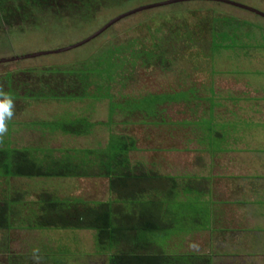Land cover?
<instances>
[{
  "label": "crops",
  "instance_id": "obj_1",
  "mask_svg": "<svg viewBox=\"0 0 264 264\" xmlns=\"http://www.w3.org/2000/svg\"><path fill=\"white\" fill-rule=\"evenodd\" d=\"M261 70L184 82L155 102L156 115L109 112V87L103 97L93 86L84 99L66 86L52 99L64 111L41 119L36 132L63 163L84 161L68 176L0 177V216L9 218L0 264H110L122 251L152 258L148 264H264V78L254 79ZM74 99L78 115L65 112ZM112 153L123 162L107 167ZM109 168L124 172L101 174ZM70 212L86 226H31Z\"/></svg>",
  "mask_w": 264,
  "mask_h": 264
},
{
  "label": "rangeland",
  "instance_id": "obj_2",
  "mask_svg": "<svg viewBox=\"0 0 264 264\" xmlns=\"http://www.w3.org/2000/svg\"><path fill=\"white\" fill-rule=\"evenodd\" d=\"M98 1V8L94 12V16L87 19H82V16L86 14L76 11L68 14L60 11L59 15L48 11L41 13L33 11L24 20L17 16L13 20H10V17L5 20L2 15V18L0 17V57L14 58L41 51L52 52L19 60H9L0 65V72L16 70L18 67L41 68L45 65H56L74 69L67 74V79L73 81L75 78L73 73L80 69H86L85 64L87 63L92 67H97L99 71L88 76L90 81L87 83L86 92H90L93 86L96 89L97 86L98 95L104 97L107 96V88L104 85L109 87L110 95L102 99L104 107L109 112L115 113L117 108L116 112H121L122 108L123 112H126L127 108L137 107V109H143L139 110L143 114L147 112V114L153 115L154 113L156 115L159 111L155 102L175 96L174 92L160 96L159 93L164 87L181 86L187 81L219 80L220 73L224 72H228L227 77L232 74L236 78L239 76L238 74H251L253 70L262 72L261 69H264V17L250 10L220 0H189L181 1L180 4L176 2L159 4L122 17L121 14L138 7L167 0ZM232 1L264 12V0ZM204 16L206 18H203ZM217 16H220L218 20ZM117 17H119L117 21L98 36L77 47L60 50L89 38ZM208 18H212L211 26L220 31L209 30L210 21ZM242 19H247L252 24L243 22ZM180 22L186 23V28H183V24ZM179 24L181 33H185L187 28L198 29V25H201L204 32L199 31V36L203 39H206L207 35L212 36L213 39H217V43H221L223 48L212 50L210 46L206 45L193 47L191 40L184 42L182 41L183 36H181L180 41L183 43L179 42V44L183 50L187 51L182 53L170 50L166 55L167 58L172 59L177 56L176 63L168 64L165 67V64L161 66L153 63L155 56L149 63H144L145 59L138 58V54L147 58L142 50L153 52L155 48L153 43L159 41L160 37L168 36L164 35L166 33H176V27ZM193 38L197 37L193 36ZM180 46L177 48L180 49ZM98 55H101L102 59L99 58L98 63L93 62L94 57ZM155 55L158 53L155 52ZM108 58L109 60H107ZM110 59L114 63L118 64L119 62L121 66H114ZM213 61H215V68L212 74ZM183 65L186 67L185 70H183ZM252 65L255 68H251ZM108 68L111 69L107 70ZM113 69H116V72H113L112 78H108V74ZM243 77L246 79L245 81H248L247 75ZM91 78L93 82H91ZM262 78H264V74L254 76L255 81ZM223 79L233 80L225 77ZM74 92L75 89L71 87L68 94ZM75 101L76 99L68 101L69 105L65 112H73L78 115V106H74ZM18 102L12 101L13 115L15 111L19 113L18 117L13 118L14 121L32 120L31 118L38 121L53 119L64 111L60 106L61 103L55 100L26 105L22 111H18ZM115 102L120 104L112 111L111 107ZM105 115V113L100 114L99 118H103ZM129 115L135 116L134 110ZM28 133H31L34 139L39 138V134L32 128L21 132L20 137L24 136V141H26ZM154 236L159 238L165 236L166 238L167 235ZM19 262L20 264H30L23 260H19Z\"/></svg>",
  "mask_w": 264,
  "mask_h": 264
},
{
  "label": "trees",
  "instance_id": "obj_3",
  "mask_svg": "<svg viewBox=\"0 0 264 264\" xmlns=\"http://www.w3.org/2000/svg\"><path fill=\"white\" fill-rule=\"evenodd\" d=\"M189 1V0H185ZM184 1V2H185ZM98 0H0V17L3 15V19L10 17V20H13L15 16L24 20L31 12L38 11V12H51L54 14L59 15L63 11L66 14L74 13V11L78 13H84V18H91L94 16V12L97 10ZM181 1L176 2L180 4ZM200 2V1H199ZM198 2V3H199ZM32 8V9H31ZM27 10V12H26ZM27 13V14H26ZM230 15V14H228ZM225 17L229 18L228 16L224 15ZM232 16V15H230ZM2 18V17H1ZM203 18H206L204 16ZM220 16H217V20ZM209 19V18H208ZM8 20V19H5ZM203 20V19H202ZM243 22L247 19H242ZM210 21V29L213 32L220 31L219 29H215L212 24V18L209 19ZM181 23V22H180ZM207 23V22H206ZM183 24V28H186V23ZM161 26V25H160ZM180 24L176 27V33H166L164 38H159V41L154 42L155 45L154 51L150 52L146 49L142 51L145 52L146 57L144 55L138 54V58L142 60L145 59L144 63L152 62V57L155 56V60L153 61L154 64L161 65L165 64L164 66H168V64L176 63L178 57L175 56L172 58H167V53L171 51H181L182 53L187 51L183 50L179 44V42L183 43L182 41H190L193 44V47L200 45L210 46L213 50H221L223 46L221 43H217V39H213L212 36L207 35L203 39L199 36L198 32L200 31L203 33V27L198 25V29L187 28L186 32L183 34L181 33ZM197 38H193V36ZM181 36H183L182 41H180ZM180 46V49L177 48ZM221 48V49H220ZM157 49V51H155ZM214 49V50H215ZM155 52L158 55H155ZM111 56L110 54H107ZM2 58V57H0ZM11 58V57H10ZM98 58V59H97ZM99 58L101 55L95 56L93 62L98 63ZM110 58V57H109ZM109 58L107 60H109ZM22 59V58H20ZM102 59V58H101ZM214 60V56L212 57ZM19 60V59H18ZM111 60V59H110ZM111 62L114 66H121L120 63H114L112 60ZM136 62V61H135ZM179 62V61H178ZM177 62V63H178ZM5 62H0V65ZM86 69H80L74 72L75 78L73 81H69L67 79V74L72 72L74 69H70L68 67H57L56 65L51 66H42L41 68H22L18 67L16 70H6L0 72V99H3V96H7L11 102L13 100L19 101L17 104L18 111H22L26 108V105H32L36 102L52 100V99H59L67 92L65 89L66 86L68 88H73L78 93H81L79 97L88 96L86 89L87 83L90 81L88 76L98 72L99 70L97 67H92L90 64H85ZM112 68V67H111ZM108 68L107 70L111 69ZM183 70H185V66L183 65ZM215 68V61L211 66L212 73L214 72ZM91 70V71H90ZM27 75H25V73ZM113 72H116V69H113L111 73L108 74V78L113 77ZM235 73V72H234ZM72 74V75H73ZM193 74V73H192ZM24 77H23V76ZM81 76V77H80ZM91 82H93L91 78ZM189 82V81H187ZM201 82V81H200ZM175 86H169L168 89L165 91L166 93H172V88ZM177 87V86H176ZM108 89V87H107ZM75 93V92H74ZM156 95V94H155ZM112 103V102H111ZM118 104L114 103L111 107V110L114 111L117 108ZM136 109L137 107H132ZM118 110V108L116 109ZM123 110V108H122ZM15 116H12L10 120L5 121L6 131L3 134H0V177L2 178H9V177H53V176H68L71 174H75L77 171L76 165L77 162L81 161V157L78 158L77 161H72L70 164H65L64 159L61 155L56 157L55 155L51 154V152L59 151L60 149L54 146H45V141L47 140V136L45 134H41V138L34 139L33 135H29L30 140L27 139L24 141V136L20 137L21 132H23L22 128L30 129L32 128L36 132L37 125L43 126L45 125L44 122H40L36 119L33 120H26L20 121L15 120L13 117H18L19 113H15ZM17 127V128H16ZM22 127V128H21ZM64 130H69L65 126H63ZM19 134H17V133ZM44 133V132H43ZM18 135V139L16 141L13 140L15 137L14 135ZM61 151L60 153H62ZM59 153V154H60ZM51 157L49 158V156ZM76 157L73 158L75 160ZM124 157L122 155L117 154H110L109 158H106V161H103L105 166L110 167L111 164L122 163ZM82 161H84L82 159ZM70 163V162H68ZM124 172L121 168L120 171H113V169L109 168V171L106 173L107 175H122ZM116 180V179H115ZM62 207V206H61ZM62 209V208H61ZM91 209V207H86L85 210ZM42 212H46V209H41ZM63 212V210H62ZM0 216V229L3 227L8 226L9 218L6 216L4 217V213H1ZM78 214V213H77ZM76 214L70 212V214H64L59 217H54L52 215H48L47 218L43 217L40 220V223L31 225L37 226L40 228H69V227H85L86 225L80 219V216L75 217ZM29 221V220H28ZM30 225V221H29ZM30 227V226H29ZM101 236H103L101 234ZM1 252V251H0ZM152 258L147 257L145 255L139 254L136 251H129L125 252L122 251L119 254L112 255L111 260L109 261L110 264H148V262Z\"/></svg>",
  "mask_w": 264,
  "mask_h": 264
},
{
  "label": "water",
  "instance_id": "obj_4",
  "mask_svg": "<svg viewBox=\"0 0 264 264\" xmlns=\"http://www.w3.org/2000/svg\"><path fill=\"white\" fill-rule=\"evenodd\" d=\"M179 1H185V0H167V1H162V2H160V3L148 4V5H144V6H141V7L136 8V9H133V10L127 12V13H123V14H121L120 16L123 17V16H126V15H128V14H131L132 12H136V11H138V10H142V9H145V8H149V7L157 6V5H159V4H166V3H170V2H179ZM220 1L228 2V3H231V4H233V5H237V6L241 7V8H243V9L250 10V11H252V12H254V13H256V14H259V15H261V16L264 17V12H262V11H260V10H258V9H255V8H253V7H251V6L244 5V4H240V3H236V2H234V1H232V0H220ZM118 18H119V17L112 19V20L109 21L105 26H103L100 30H98L96 33H94L93 35H91L89 38L83 40L82 42H79V43H77V44H74V45H72V46H70V47H68V48H64V49L61 48L60 50L62 51V50H65V49L74 48V47H77V46H79V45H81V44H84L85 42H87V41L91 40L92 38H94V37L98 36L99 34H101V33H102L104 30H106V29H107L112 23H114L115 21H117ZM50 52H52V51H41V52H36V53L28 54V55L23 56V57H14V58H12V57H11V58L2 57V58H0V62H7V61H9V60H18V59H20V58H27V57H31V56H39V55H42V54H48V53H50Z\"/></svg>",
  "mask_w": 264,
  "mask_h": 264
},
{
  "label": "clouds",
  "instance_id": "obj_5",
  "mask_svg": "<svg viewBox=\"0 0 264 264\" xmlns=\"http://www.w3.org/2000/svg\"><path fill=\"white\" fill-rule=\"evenodd\" d=\"M12 116V102L5 95L3 96V99H0V134H3L7 130L5 121L10 120Z\"/></svg>",
  "mask_w": 264,
  "mask_h": 264
}]
</instances>
